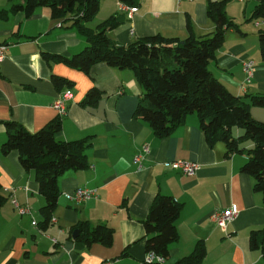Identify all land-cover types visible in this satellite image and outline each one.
<instances>
[{
  "label": "crops",
  "instance_id": "obj_1",
  "mask_svg": "<svg viewBox=\"0 0 264 264\" xmlns=\"http://www.w3.org/2000/svg\"><path fill=\"white\" fill-rule=\"evenodd\" d=\"M210 1L222 0H136L138 11L129 18L119 9V0H101L88 26L94 29L112 15L120 16L123 23L109 36L122 45L158 34L184 39L190 34L189 24L195 36L203 38L216 30L208 15ZM19 2L0 0V40L9 45L0 63V146L7 138L6 121H17L36 132L60 117L53 104L68 88L55 86V74L71 80L74 93L67 113L61 116L63 128L57 139L89 138L90 166L61 175L57 206L51 223L44 225L46 199L35 171L22 166L17 150L0 151L5 196L0 203V264H147L143 221L160 194L182 203L176 221L178 238L169 245L165 264L190 256L199 242L206 247L202 264H264L262 249L251 243L253 233L264 227V196L255 191L254 178L241 170L247 154L227 156L221 141L210 146L196 113L189 114L170 135L159 137L147 121L135 117L145 90L133 70L97 63L86 73L46 60L43 52L64 56L80 52L86 39L73 19H54L49 7H39L28 16L13 9ZM257 4L258 0L227 3L226 14L238 28L226 30L217 58L209 63L212 74L248 103L251 96L264 93L259 43L264 20L252 18ZM248 59L256 66L249 83L243 69ZM92 87L102 97L96 105L85 106L82 101ZM251 112L264 122V107L252 105ZM242 144L250 148L254 142ZM138 154L143 155L139 163L135 162ZM176 159L196 162L199 169L187 175L166 167L165 162ZM80 187L95 189V196L82 202L67 197ZM14 200L29 207L30 213L20 214ZM233 204L240 211L224 230L211 214ZM81 223L90 230L109 226L112 243L89 245L80 238ZM77 229L79 234L74 236Z\"/></svg>",
  "mask_w": 264,
  "mask_h": 264
},
{
  "label": "trees",
  "instance_id": "obj_2",
  "mask_svg": "<svg viewBox=\"0 0 264 264\" xmlns=\"http://www.w3.org/2000/svg\"><path fill=\"white\" fill-rule=\"evenodd\" d=\"M101 0H21L13 6L15 11L32 15L39 7H49L54 19L70 18L73 25L85 37L87 45L72 56L43 52V57L64 62L70 67L89 73L97 63H105L118 69H131L144 87V95L135 110V117L147 121L159 137H165L185 122L187 116L196 113L207 143L213 146L224 142L227 156L235 153L247 154L248 159L241 170L254 178V189L264 196V122L255 119L252 105L264 107V93L251 96V103L232 93L210 71L209 63L217 58L228 28L238 25L228 18L226 5L230 0L210 1L208 15L215 22L216 30L198 38L189 24L190 34L186 38H167L155 35L138 39L128 45L116 43L109 31L119 27L123 20L112 15L96 28L91 22L99 12ZM135 5L136 0H119ZM72 15V16H71ZM253 19L264 20V0L258 4ZM261 56L264 59V30L259 32ZM55 86L63 90L72 88L73 82L52 75ZM102 97L101 91L92 87L82 101L85 106L96 105ZM7 138L0 146L3 154L17 150L22 166L35 171L40 192L46 199L42 207L43 224L49 225L60 196L59 179L69 169H85L90 166L86 149L89 138L62 141L57 133L62 130L61 117L36 132L29 131L23 124L9 120L5 122ZM243 133L235 135L234 129ZM252 140L250 148L243 142ZM5 200L0 182V203ZM182 203L171 195L160 194L154 200L147 218L146 250L155 251L165 258L169 256V245L178 238L176 221ZM80 238L89 245L102 242L110 245L113 229L98 225L90 230L85 223L79 224ZM254 247L264 254V227L251 237ZM206 247L199 242L194 252L176 264H202Z\"/></svg>",
  "mask_w": 264,
  "mask_h": 264
},
{
  "label": "built area",
  "instance_id": "obj_3",
  "mask_svg": "<svg viewBox=\"0 0 264 264\" xmlns=\"http://www.w3.org/2000/svg\"><path fill=\"white\" fill-rule=\"evenodd\" d=\"M181 1V0H178ZM119 9L122 12H125L129 18H132L134 14L138 11V6L136 5H129L125 2H120ZM133 33V30L131 31ZM9 45L0 40V63L6 58L7 50ZM243 69L246 73V82H251L256 66L254 60L248 59L243 62ZM74 93L73 90L68 88L55 100L53 106L56 109L59 116H63L67 113L68 110V102L73 98ZM145 151H149V147H144ZM143 155L138 154L135 156V162L139 163L142 159ZM167 168L174 169V170H181L184 174L187 175H194L199 169V164L193 161L184 160V159H176L172 161L165 162ZM96 194V190L93 188H77L72 194H67V197L77 201L82 202L87 199L94 197ZM14 204L18 209L20 214H27L30 213V209L27 206L20 205L17 200H14ZM239 207L237 204H233L232 206L225 208L223 210H216L211 214V218L224 230H226L228 224L232 222L239 213ZM36 224V221H33ZM145 262L147 264H165L166 258L156 253L155 251H148L145 257ZM20 264V263H17Z\"/></svg>",
  "mask_w": 264,
  "mask_h": 264
},
{
  "label": "rangeland",
  "instance_id": "obj_4",
  "mask_svg": "<svg viewBox=\"0 0 264 264\" xmlns=\"http://www.w3.org/2000/svg\"><path fill=\"white\" fill-rule=\"evenodd\" d=\"M238 130H241L242 133H243V130H242L241 128H238V127H237V128L235 129V131H234L235 135H238V132H237Z\"/></svg>",
  "mask_w": 264,
  "mask_h": 264
},
{
  "label": "water",
  "instance_id": "obj_5",
  "mask_svg": "<svg viewBox=\"0 0 264 264\" xmlns=\"http://www.w3.org/2000/svg\"><path fill=\"white\" fill-rule=\"evenodd\" d=\"M79 234V230L77 229V230H75V232H74V236H77Z\"/></svg>",
  "mask_w": 264,
  "mask_h": 264
}]
</instances>
